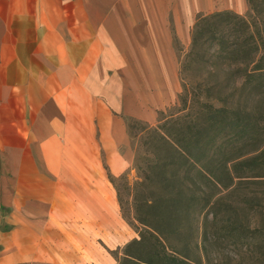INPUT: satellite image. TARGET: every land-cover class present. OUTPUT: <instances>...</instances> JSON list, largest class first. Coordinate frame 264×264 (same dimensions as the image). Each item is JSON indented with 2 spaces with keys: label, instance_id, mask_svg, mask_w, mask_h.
I'll return each mask as SVG.
<instances>
[{
  "label": "crops",
  "instance_id": "0c3cea01",
  "mask_svg": "<svg viewBox=\"0 0 264 264\" xmlns=\"http://www.w3.org/2000/svg\"><path fill=\"white\" fill-rule=\"evenodd\" d=\"M223 10L247 0H0V264L109 209L108 174L133 162L126 119L154 123L182 90L173 29L188 44Z\"/></svg>",
  "mask_w": 264,
  "mask_h": 264
},
{
  "label": "trees",
  "instance_id": "16d2710c",
  "mask_svg": "<svg viewBox=\"0 0 264 264\" xmlns=\"http://www.w3.org/2000/svg\"><path fill=\"white\" fill-rule=\"evenodd\" d=\"M247 3L248 11L244 14L223 10L196 16L191 48L181 71L188 70L193 61L203 65L211 62L216 68L239 64L243 66L239 71L244 78V89L249 85L247 94H264V0H247ZM200 87L197 83L189 96L183 84L178 95L180 109L161 115L154 129L156 149L142 170V180L131 188L132 219L139 226L130 224L139 238L124 246L123 255L117 258L120 264L203 263L201 256H193L192 241L188 238L193 232L188 218L198 204L196 190L200 187L194 182L197 188L186 183V178H202L213 189H230L236 182L250 179L264 183V121L260 110L242 105L231 109L223 97H217L220 105L215 106L201 100L202 96L211 95L210 87ZM190 108L197 110L190 112ZM163 148L167 151L165 155L161 153ZM108 176L127 219L118 186L123 176L115 177L111 173ZM210 196L204 199L202 209L208 207L213 214L216 204ZM238 229L241 227L237 223L231 227L233 231ZM184 236L182 243L174 242ZM263 260L254 259V262Z\"/></svg>",
  "mask_w": 264,
  "mask_h": 264
},
{
  "label": "rangeland",
  "instance_id": "374dc122",
  "mask_svg": "<svg viewBox=\"0 0 264 264\" xmlns=\"http://www.w3.org/2000/svg\"><path fill=\"white\" fill-rule=\"evenodd\" d=\"M173 45L177 54V72L182 86L180 94L183 91V84L189 90L190 96L195 91L196 84L200 83L201 89L210 87L211 90V95L202 96V101L208 100L215 106H219L220 101L217 97H223L226 105L231 109L242 105L253 111L260 110V117L264 121V94L251 96L247 94L249 85L244 89V78L239 71L242 65L232 64L225 66L226 68H216L211 62L203 65L193 61V65L188 70L181 71L182 64L191 48V40L188 44H182L173 29ZM215 49L216 47H213V50ZM219 82L220 86L217 87L216 84ZM191 102L193 99H190ZM180 104L178 96L166 110L158 113L154 123L126 119L131 138L129 149L133 153V162L121 175L123 178L118 181V186L122 190L123 210L128 220L123 216L117 190L111 183L109 187L112 202L108 210L105 207L103 209L100 206L99 209L95 207L85 218H81L79 212L73 213L75 219L67 217V220H61L62 227L45 228V243L42 247L44 256L42 259L29 260L26 264H120L117 258L123 255L124 246L133 239L139 238L136 228L130 224L139 226L132 219L134 212L131 188L137 181L142 180V170L146 168L147 159L156 149L154 129L159 125L161 115L164 117L176 113ZM196 110L197 108H190V112ZM161 153L167 154L166 149L163 148ZM184 181L191 186H194L193 182L197 183L200 187L196 190L198 204L188 218L192 221L191 229L193 228L192 234L188 237L192 241L193 256H201L202 264L264 263V260L254 262V259H264V183H255L250 179L236 182V185L230 189L223 187L213 189L202 178L193 177L190 180L188 177ZM197 186L194 187L197 188ZM210 194L216 204L213 214L208 211V207L202 209L204 199L206 200L207 195ZM81 219L87 222L83 223ZM188 220H186L187 223ZM78 223L82 225L79 226ZM236 223L242 230H231ZM176 239L174 242L182 243L181 240L185 239V236L179 241ZM37 250L38 245L35 244V251Z\"/></svg>",
  "mask_w": 264,
  "mask_h": 264
}]
</instances>
